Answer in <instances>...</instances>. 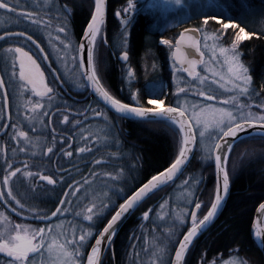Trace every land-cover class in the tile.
Here are the masks:
<instances>
[{"label":"snow or ice","instance_id":"1","mask_svg":"<svg viewBox=\"0 0 264 264\" xmlns=\"http://www.w3.org/2000/svg\"><path fill=\"white\" fill-rule=\"evenodd\" d=\"M165 6L171 5L180 9L185 7L183 0H164ZM18 4L10 3L9 0H0V10H5L9 14H15L16 23L25 21L28 27L34 28L36 31L50 28L51 19H44L39 13L41 9L32 11L17 12ZM137 5L133 0H127V7L123 9L124 13H132L136 10ZM60 11L64 14L63 23L56 27V37L53 38L48 33V44L53 49L58 62L64 64L66 72L69 61L73 69L79 72V77L86 81L87 86L91 87L94 94L99 98L98 103H102L107 109L113 111L120 120L136 119L146 122H164L178 137V152L174 154V160L164 171L152 175L146 183L138 187L131 195H127L122 189L116 187L119 181L124 177L123 170L115 174L92 172L93 180L84 179L83 184L74 182L68 184L69 188L74 190L71 193L65 192L64 196L69 195L76 197L75 207L80 211L75 212V217L81 218L83 222H92L87 228L81 227L79 224L72 225L71 235L64 230L63 222L53 225L50 223L52 217L63 214L68 208L61 207L66 204L71 205L73 201L67 199L59 200V205L55 211L49 216L47 213L36 211L28 208L31 219L34 221L44 222L45 227H32L30 224L17 223L10 224L4 213L0 212V253L8 257L7 264H78L81 259V250L88 246L89 239L93 236L91 231L95 221L101 218V214L107 210L114 214L108 219L106 226L99 232L95 238L94 245L91 246L90 253L87 255V264H102V252L106 249L104 245L111 246L113 237L117 233L119 224L128 216L132 215L141 205L151 198L156 190L174 182L178 174H182L184 168L190 163L194 155V149L202 152V159L205 161H214L215 168V196L208 208L206 214L199 218L197 211L202 208V202L195 199V192L198 186L203 182L204 177L199 179L194 177L185 179L181 187L185 189L186 207L174 212V224L185 226L187 218L190 217V227L186 233L182 235V239L174 242V258H169L167 264H186V254L193 245L199 235H201L214 222L222 210L226 197L230 188V174L228 170L229 156L232 153L234 144L240 139L241 133L248 132L249 129L259 128L256 132L258 136H264V105H252L241 103L239 98H251L253 90L250 89L251 76L249 69L241 61V53L238 46L242 41L250 38L244 27L231 19L227 23L221 16H204L203 24L207 25L209 20H213L223 25V29H238L231 47H221L220 34L209 36L200 29H186L175 40V44L169 39H160V44L168 46L171 52L172 67L174 73L180 72L186 74L192 87L180 86L177 88L175 96L177 103L175 106L165 107V100L161 97L159 91L160 86L155 84L149 85L147 93L146 107L140 103L136 93H131V99L136 101L135 104L122 102L116 98L101 84L100 77L97 74L96 59L94 56L97 37L101 34L102 28L106 23V0H94V11L91 13L90 21L86 25L81 42L78 49L72 45L68 38L66 20L71 15L69 8L64 5ZM117 17L121 16V12L115 13ZM130 20H121V24L127 25ZM199 33V35H197ZM63 34V38H61ZM212 41L210 44L209 41ZM0 41H15L20 46H9L3 49V57L6 63L10 62V71L6 70V78L0 75V120L12 121V116L8 113L9 98L17 101L16 117L11 123L0 124V129H11V132H4L10 141H15L17 147L12 148L11 156L8 155L6 148H0V157L4 160L2 171V179H0V200L4 203L15 202V205L23 209L25 205L18 198L19 192L15 189L20 181V177L26 180L35 181L38 177L39 181H46L47 185H55L57 181L53 179L51 174H40L39 172L29 171L27 161L21 162L23 167L17 166L15 157L18 153L35 156V149L42 143L39 138L30 137L28 131L23 130L22 124L27 126L32 132H36L35 124L39 121L44 123L43 118H47L51 123L52 116L55 112H49L47 109L51 107L54 99V88L49 83H54L56 77L53 73V81L47 82L45 72L41 68L38 60H48L45 49L33 38V35L27 31H6L4 35H0ZM58 42V44H57ZM203 42V43H202ZM126 43V39H125ZM59 45V46H58ZM34 46V47H33ZM25 47L28 50H25ZM209 53V59H204L205 54ZM76 53V55H71ZM119 59L127 62L129 54L124 51ZM220 65V72L214 70L215 65ZM205 65V71L210 72L211 79L208 76H201L198 68ZM212 65L213 68H209ZM18 67V71H17ZM133 71H127V77L130 79ZM77 86H83L77 80ZM216 85L225 89L230 95L228 98L218 100L214 91L207 90L204 84ZM25 93H30L37 97L36 101L30 99L25 100ZM189 94L203 98L201 102L189 103L187 97ZM181 96L185 99L181 103ZM155 97V98H153ZM45 98L48 104H44ZM216 101V103H211ZM66 106V105H65ZM257 107L261 110L260 114L254 113L251 109ZM24 115L21 118V112ZM59 111V109H58ZM94 118H102L108 123V116L101 112L98 108H89ZM76 115H83L87 120L88 116L85 112L78 111ZM63 123H69V116L63 115ZM76 127H81V139L85 146L77 149L78 154L91 153L92 147L88 146V142L92 139V133L89 131L88 136L83 135L82 122L75 121ZM53 146L47 147V151L43 153L55 154V130L53 129ZM251 136V133H248ZM96 139H100L99 136ZM95 141H93L94 143ZM23 144L24 146H20ZM71 147V145H69ZM29 149H33L29 151ZM63 155L71 157V151H64ZM51 159V157H49ZM103 161L96 160L95 164L100 165ZM135 166H131L129 171L134 170ZM18 174H20L18 176ZM100 178V183L95 184L94 181ZM62 182L64 177H60ZM79 185V186H76ZM87 185L82 195H77L81 191V187ZM29 191L35 192L31 185ZM89 190H91V198L89 199ZM119 196L123 202L116 208L112 195ZM87 201V203H85ZM166 203V202H165ZM194 204V208L189 212L187 206ZM165 204H161L160 208L164 209ZM16 211L14 207L12 209ZM152 209L143 212L142 219L148 220ZM259 211L264 215V203L259 205ZM19 215V213H17ZM163 220L164 217L160 216ZM176 235V232L169 228L166 233V239L169 242ZM258 245L264 246V235L261 231L255 233ZM156 251L153 253L154 260L152 264H165L164 257L168 255V249L154 245ZM207 264V261H205ZM215 264V260L213 261ZM226 264H234L232 261Z\"/></svg>","mask_w":264,"mask_h":264},{"label":"trees","instance_id":"2","mask_svg":"<svg viewBox=\"0 0 264 264\" xmlns=\"http://www.w3.org/2000/svg\"><path fill=\"white\" fill-rule=\"evenodd\" d=\"M122 1L124 0H107L108 14L105 26L108 32L105 38L106 42L112 46L113 43L108 34H111V27L115 26L113 6L116 2L121 3ZM86 3V8L80 9L74 15V25L79 31H82L84 28L83 26L88 21L92 12L93 0H86ZM221 4L224 10L228 13L227 21L231 19L241 27H244L245 30L251 34L249 39L241 42L239 45V51L241 53V60L249 69V74L251 76L253 94L250 101L256 105H262L264 103V0H224ZM205 16H221V14H213L210 12ZM138 18L139 19L134 24L132 31H130V61L129 59L128 61L133 64L135 72L140 74V72H138L139 56H141L143 50L148 47L159 50V47L156 46V41H158L161 36L157 33H152L151 30H147V25L152 22V19L145 15H141ZM201 20L202 19H200V21ZM198 22L199 21L194 22L188 26L197 28ZM209 23H211V21ZM188 26H185V28ZM236 30L238 31V29ZM99 43L100 41L97 42V55H94L96 60L98 54H100L98 52V47H100ZM112 46L110 48L108 45L106 54L105 52L101 54L102 61L105 62L103 73L98 71L96 62L97 74L100 77L101 84L110 92V94L126 103L135 104V102L128 97V94L138 92L137 98L140 103L146 107H152L151 105H147L145 86L139 87L141 85L138 86L135 81V85H131V88H126L124 83L121 82L123 72H121L120 69H123L124 67L129 68L130 66L127 63L124 64L118 61V53L114 46ZM158 53L159 52L157 51L155 54L160 56ZM162 58L163 61L159 60L160 62H157V66L160 67L159 70L162 72L163 79H165L166 83H169L170 71L166 68L167 66H165L167 63V54L165 53V56ZM161 66H163V69ZM55 83L61 85L62 81L57 79ZM61 86L62 91H64L63 88L69 91L65 86ZM121 89H124L125 95L122 94ZM170 105L174 106L173 100H165V106ZM98 106L100 110L108 116L110 123L120 135L121 142L119 148H116V150L97 148V157H100V154H106L105 150H108L115 155L117 154L118 156H121V161L125 162L121 164L127 166V168H130L133 165L135 166L134 170H128L132 175H137L138 170L142 169L143 177L135 182L130 189L125 190V194L129 195L152 175L170 165L174 160V154L178 152V137L164 122L120 120L116 115L112 114L104 107L99 104ZM9 112L8 109V113ZM53 112L62 113V110H53ZM5 123H10V121L5 119ZM46 127L50 132V136H53L51 130L54 129L55 132L57 130L54 123L50 126L46 120ZM1 137H4V134L0 136V138ZM58 145L61 144L58 143ZM89 156L92 158L93 155ZM230 163H232L233 166H235L236 163L237 166L234 174H231L230 176V188L226 204L217 222L213 225V228H219L213 231L212 237L211 235L205 236L204 234L199 238L200 240L198 239L197 241L198 244L196 248L197 250L199 248V258L201 260L206 259L210 252H218L224 248H228L229 251H234L244 257L246 252L254 250V243L249 236V226L252 223L255 209L262 201H264V137L250 136L238 140L234 144L232 153L229 156L228 168ZM100 166L101 165H97V171H100ZM194 166L195 154L181 178L191 171V168ZM204 169L206 176L203 182L205 184L203 185L204 188L197 199L198 202H202V208L198 212L199 218H201L210 207L214 193L212 166H205ZM170 187L167 186L153 194L150 199H147L146 202L142 203V205L128 218L113 238L112 244L107 250L102 264H121V262H123L125 250L131 243L130 239L138 232L140 226V220L138 219L139 215L148 204L154 202L162 192H165ZM55 199L49 201L47 205L37 202L38 204L36 207H44L50 209L51 212L52 210L55 211L57 207L56 201H58ZM121 201V199L118 200L116 208ZM7 204L12 206L9 203ZM113 213L114 212H107L104 218L98 223L96 220V231L92 239L88 242V246L85 248L84 254L81 257L82 264H85L86 257L97 232L103 228ZM50 215L51 213L49 216ZM5 216L10 217L11 224H17L20 222L25 224H42V222L34 221L32 219L20 220L16 216L8 213ZM25 217L27 218L26 215ZM0 258L2 257L0 256Z\"/></svg>","mask_w":264,"mask_h":264},{"label":"rangeland","instance_id":"3","mask_svg":"<svg viewBox=\"0 0 264 264\" xmlns=\"http://www.w3.org/2000/svg\"><path fill=\"white\" fill-rule=\"evenodd\" d=\"M222 1L224 0H183L185 7L177 9V8L172 7L171 5L165 6L164 0H133V2L137 5V7H136V10L132 13L123 12V9L127 7V0L126 1L124 0L121 3H115V5L113 6L114 8L113 17H114V21L116 20L115 22L118 25L117 26L118 30H116V27H115L112 33L108 35L119 57L124 51H127L128 54H130V46H129L130 30L129 29L131 28L130 27L131 22L134 21L135 17L138 15L139 12L145 11L146 15L152 18L153 24L155 25L154 31H156L158 34L161 35L159 40L156 41V46L159 47V50H156L155 48H152V47L151 48L148 47L147 49L143 50V52L141 53V56H139L138 72H140V74L135 72V70L133 69L134 68L133 64L129 62L130 59L129 61H127V64H129L130 67L129 68L124 67L123 69H120L121 72H123L121 82L124 83V86H126V88H131V85H135V81H136V84L138 86L141 85L139 87L145 86L146 88L145 93L148 99L149 96L147 93V88L149 85L155 84L157 86H160L159 88V91L161 93L160 98H163L165 100L172 99L173 105L175 106L177 103V97L175 96L177 88L180 86L192 87V84L189 82V79L185 76L184 73H180V72L174 73V69L172 67L171 62H169V66H170L169 83H166L165 79H163L162 77V72H160L159 70L160 67L157 66V62L159 60L163 61L162 57L165 56L166 52L168 53L170 51L168 47H165V45H161L159 41L161 38L164 37V39H169L172 42H174V39H176L179 31L182 29L183 26L188 25L191 22L199 21L198 27H197L198 29H200L202 32H206L209 36H215L219 33L220 34V41L218 42L219 46L231 47V43L234 41L235 35L238 33L236 29L229 28L227 30H224L222 24H218L213 20H209V22L211 21V23L208 22L207 25L203 24V17L208 12L209 13L211 12L213 14L220 13L221 16L224 18V22L225 23L228 22L227 21L228 13L222 7V4H221ZM53 10L56 11V9H53ZM117 11L121 12L120 17H117L115 15ZM7 15L8 14L6 15L0 14V30L6 29L9 26L13 27V25H20V24L25 23V21H21L20 24L16 23V19L12 18L11 16H7ZM200 19L202 20L200 21ZM121 20H130V23H128L127 25H123L121 24ZM48 33H51L53 38H55L54 31H52L50 28L43 29L42 31L38 32V34L41 35V37L47 42V44H48ZM125 39H126V43H125ZM98 41H100L99 44H100V49H102V52L98 54V58L96 62H97L98 71L100 73H103L105 62L102 61L101 54H103V52H105L106 54V49H108V45L110 48L112 45L106 42V38L104 40V38L101 39L97 37V42ZM97 42H96V46H97ZM209 43L211 44L212 41L210 40ZM48 48L53 53V49L49 46V44H48ZM238 49H239V46H238ZM157 51L159 52L158 54H160V56H157L155 54ZM98 52H99V49H98ZM169 56H170V53H169ZM52 58L59 65L60 70L55 73V76L60 77L59 80L62 81V85L70 90L71 89L75 91L78 90L79 87L77 86V83H76L77 80H79V83L81 85H83V83H82L81 78L79 77V72L73 69L71 62L69 61L68 66H67V72H66L64 64L57 61L56 55H54V53H53ZM204 59L206 61L209 59V53L206 52ZM208 67L210 69L213 68L212 65H208ZM161 68L163 69V66H161ZM129 69L133 71V76L130 79L127 77V71ZM6 70L10 71V62L6 63L3 57V66L0 67V75L5 76V78H6ZM214 70L217 72H220L221 71L220 65L219 64L215 65ZM199 72L201 76H208L211 79L210 72L205 71V65L201 66ZM45 77L50 79L49 82L53 81L52 74H45ZM52 87L54 88L55 96L51 102V107L47 109L49 112H53V110H58L62 108L63 100H60L59 98L64 97L65 91H67V89H64V91H62L61 86L59 84H56L55 82L52 83ZM80 87H83V86H80ZM203 87L207 90L214 91L218 100L226 99L230 95V93L225 91V89L219 88L216 85L209 86V84L206 83L203 85ZM250 89H252L251 84H250ZM121 92L123 95H125L124 89H121ZM132 93H136V92H132ZM136 94L138 95V92ZM128 97L131 99V93L128 94ZM24 99L25 100L30 99L34 102L39 98L32 96L30 93H25ZM184 99L185 98L181 96V103H183ZM187 99L189 103L201 102L203 100V98L195 97L191 94H189ZM239 100L241 103L256 105L250 101V98L240 97ZM41 102L46 105L48 104L47 98H45ZM133 102L136 103V101H133ZM211 103H216V101H212ZM16 104H17V101L10 97L9 98V111H10L9 113L12 116V121H14L16 117ZM262 105H264V103ZM251 110L256 114L261 113V110L257 107H253ZM23 115L24 113L22 111L21 118H23ZM43 119H44L43 124H41L39 121L36 122L35 124L36 132H32L27 126V123L21 125L23 130L28 131L30 137L39 138L42 141V143L38 146V148L35 149L37 153L35 156H38V157L43 156L42 150L44 149V146H47L48 144H53V136H50V132L46 127L47 118H43ZM12 121H10V123ZM2 123H5V120H0V124ZM89 129L93 135H92V139L88 142V146L93 147L94 146L93 141L97 140L96 137L99 136L100 139L97 140V148H103V149L108 148V150L109 149L116 150V148H119L120 142H121L120 135L118 134L116 129H114L109 119H108V123H105L101 118L100 125L97 124V130L95 126H90ZM7 131L10 133L11 129H8ZM20 146H24V145L21 144ZM14 147H17L16 142L10 141L8 136L4 135V137L0 138V148H6L9 156H11V150ZM32 150L33 149H29V151H32ZM108 150H105L106 154H100V157L99 156L97 157V160L103 161V163L100 164L101 165L100 171H97V173L115 174L116 172L123 170L125 172V175L116 185V187H118L119 189H122L123 192L125 193L126 189H130L134 185L135 182L139 181L143 177L142 169L138 170L137 175H134V174L132 175L131 172L128 171L130 168H127V166L121 164V163H125L121 161V156H118L117 154L115 155ZM89 154L90 153H87V156ZM194 154H195V166L191 168V171H189L182 178H180V180H178L172 187L167 189L165 192H162L156 198L154 202H151L150 204L147 205V207L143 209V212L149 209H152V211L149 214V219L148 220L142 219L143 212L139 215L138 219L140 220V226L138 228V232L134 235V237L130 239L131 243L129 246H127L125 250L124 259H123V262H121V264H152V261L154 260L153 253L156 251V248L154 247V245H157L159 247H164L165 245L167 246L168 255L164 257L165 264H167V261L170 257L172 258V254L174 252V247H175L174 242L179 239L184 229L190 227L189 217L187 218V222L185 226L174 224V219H173L175 211H179L186 207L185 189L181 187L182 182L185 179H189L192 177L199 179L201 176H203L205 178L206 176L204 172L205 166H209V165L212 166V161H205L202 159V155H203L202 152L195 149ZM19 156H21L22 159L25 158L28 161L30 159L36 158L35 156L25 155L24 153H18V155L15 157V160ZM231 164L232 163H230V166L228 168L230 176L231 174H234L236 166H237L236 163H235V166ZM3 166H4V160L2 157H0V169H2ZM2 175L3 173L2 171H0V179H2ZM90 180H93L92 176ZM24 181L25 180H20L19 183L15 185V189L20 194L18 198L21 199V202L24 203L25 205L23 209L26 210L27 208H29L27 203L29 202L37 203V202L35 200L23 199L24 198V194H23L24 186H22V183ZM94 183L99 184L100 178L98 177L94 181ZM204 184L205 183L202 182L198 186V191L195 192L196 200L199 198V195L204 188L203 187ZM85 188H87V185H85ZM28 189L27 191H29ZM29 192L31 194L33 191H29ZM110 195L112 194L110 193ZM90 198H91V190H89V199ZM66 199L69 200L68 198ZM119 199H121L119 196L112 195V200L115 201V204H117ZM59 200L56 201L57 207L61 206L59 205ZM9 204L12 205V208L15 207L16 209H21L15 205L14 201L10 202ZM161 204H165L164 209L160 208ZM61 207L68 208V211L64 212L63 214H58L56 217H52L50 223L53 225H56V224L63 222L64 230H66L69 233V235H71V230H72L70 227V223L72 225L79 224L81 227H84V228H87L88 225L92 223V222H83L81 218L75 217V215L71 213L70 211L71 205L66 204ZM193 207H194V204L188 205L187 206L188 211L190 212L193 209ZM25 212H28V211H25ZM39 212H41V210ZM107 212L108 211L105 210V212L101 214V218L97 220V223L101 219L104 218ZM28 214L30 213L28 212ZM28 214L26 215L27 219H31V214L30 215ZM160 216H163L164 219L161 220ZM6 217L8 218V222L10 223L11 222L10 217L8 216ZM2 225H3V221H0V226ZM30 225L32 227H45V223L43 222L42 224H30ZM95 227H96V221L91 228L93 235L96 231ZM169 228H172V230L176 232V235L171 238L172 242H169L165 238L167 230ZM92 237L89 239V241L92 239ZM84 250L85 248L81 250V257L84 254ZM228 261H232L234 262V264H245L247 262L244 256L234 251H231V250H230V257L226 261H224V264H226V262ZM7 262H8V259L4 257L0 258V264H7ZM78 264H82L81 259L79 260ZM156 264H159V261H156Z\"/></svg>","mask_w":264,"mask_h":264},{"label":"flooded vegetation","instance_id":"4","mask_svg":"<svg viewBox=\"0 0 264 264\" xmlns=\"http://www.w3.org/2000/svg\"><path fill=\"white\" fill-rule=\"evenodd\" d=\"M9 2L18 4L17 12L41 9L39 14L44 19L47 20L49 18H52L51 19L52 26L50 27V29L54 31L55 37L57 35L56 27L59 24L65 22L62 19L60 20L56 19V17L64 16V14L60 11V9L62 6L66 5L69 8L70 13H71V15H69L66 20L68 38L69 40H71L72 45L75 48H78L79 39H80V36L84 28L82 29V31H79L75 28L74 15L80 9L86 8V0H9ZM53 9H56V11H54ZM141 12H139L138 15L135 17L134 21L131 22V26H130L131 28L129 29L130 31H132L134 24L139 19L138 17L142 15ZM0 14L1 15L8 14L7 16H11L12 18L16 19L15 14H9L5 10H0ZM107 14L108 13L106 11V18H107ZM192 23L194 22H191L190 24ZM85 25L83 27H85ZM114 25L115 26L111 27L110 30L113 31L115 27H116V30H118L117 29L118 25L116 22ZM104 26L101 31V35H102L101 39L104 38L105 40V37L108 31L106 30V26L105 27ZM189 27L190 26H188L187 28ZM190 28L194 29L195 27H190ZM152 29L153 28L148 24L147 30H152ZM195 29H198V28H195ZM6 31H12V32L27 31L28 34L33 35V38L37 39V42L40 43L41 47L45 49V54L48 55L47 61H44L43 59L38 60V63L41 64V68L45 72V74H48V73L53 74L60 70L59 65L52 58L53 53L49 50L47 42L41 37L40 34H38V31H36L34 28L28 27L27 22L20 24V25H13V27L9 26L6 29L0 30V35H4ZM112 31L110 32L112 33ZM61 38H63V34H61ZM174 42H175V39H174ZM9 46H20V45L19 43L15 41H0V67L3 66V49ZM165 47H168V46H165ZM98 49H99V53L102 52L100 47H98ZM25 50H28V48L25 47ZM169 53H170V56H169ZM166 54H167V63L165 64V66H167L166 68L169 70L170 68L169 62L172 63L171 52H168V53L166 52ZM71 55H76V53H71ZM129 57H130V54H129ZM117 58L119 62L124 63V64L127 63L119 59V55H117ZM17 71H18V67H17ZM46 81L49 82L50 79L46 78ZM49 86L52 87V83H49ZM65 93H66L65 97L59 98L60 100H63V103H62L63 106L61 108L62 113H56V115L52 116L51 123H48L50 126L53 125L54 123V126L57 129L55 132V137H56L55 147L53 149L55 154L53 155V153H48L47 155L43 154V156L41 157L35 156L36 158L30 159L29 161L26 160L25 158L22 159L21 156H19L16 159L17 166L23 167V164L21 162L27 161L29 164V169H28L29 171H32L34 173L39 172L40 174H51L53 175V179H55L57 183L55 185H47L46 181H39L38 177H36L35 181L26 180L23 177H20V180H25L22 183V186H24L23 187V192H24L23 199L35 200L36 202H41L42 204H45V205H47L49 201H53L55 198L57 200L66 199L64 196V193L65 192L71 193L74 190L73 188H69L68 184H73L74 182H80V184L82 185L85 178H87L88 180L91 179L93 171L97 173V164H95V161L97 160V140H94L95 141L94 146L92 147L93 151L89 154L91 156L93 155L92 158L89 155L87 156V153L78 154L77 149L79 147L85 146V144H84V141L81 139L82 129L81 127L75 126V121L79 120L82 122L83 135L88 136L89 131H90L89 129L90 126H95L97 130V124L100 125L101 118H94L93 113L91 111H86V110L89 108V106H91L92 108H98L99 110L100 108L97 104L96 99H94L88 93L84 84H83V87L79 86V89L76 91L69 89V91L67 90L65 91ZM78 111L85 112V115L88 116V119L85 120L83 115H79V116L76 115ZM65 114L69 116V123L67 124L63 123V115ZM51 132L53 134L52 130ZM58 143H60L61 145H58ZM69 145H71V147H69ZM50 146H53V144H48L47 146H44V149L42 150V152L45 153L47 151V147H50ZM64 151H71L73 155L71 157L65 156L63 155ZM49 157H51V159H49ZM60 177H64V181H66V183L62 182L60 180ZM30 185L34 189H36V191L32 192L31 194L29 191H27ZM76 186H79V185H76ZM84 189H85V185L81 187V191L77 193V195L78 196L82 195L84 192ZM67 198L73 201L70 207V211L71 213L75 215V212L80 211V208L75 207L76 197L69 195ZM85 203H87V201H85ZM37 204L38 203H35V202L27 203L29 208H33L35 210L39 209L38 211L41 210L42 213H48V215L51 213L50 209H47L44 207L37 208L36 207ZM12 209H13L12 206H9L8 204L4 203L3 200H0V211L4 213V215L8 213L10 215L16 216L20 220H29L25 217V215L28 214V212H25L26 211L25 209H16V211H13ZM17 213H19V215ZM218 228L219 227H214V228L213 226L210 227V229L206 233H204L205 236L211 235L212 237L213 231ZM186 231H187V228L183 230L179 239H181L182 235L186 233ZM249 233H250V236L252 237L251 226L249 229ZM197 241L193 243L188 253L186 254V257H185L186 264H205V261H207V264H213L214 260H215V264H224V261H226L230 257L229 249L224 248L223 250L218 251V252H210L206 259L201 260L199 258L200 256L199 248L198 250L196 248L198 244ZM254 250H257L260 253L258 257L254 255ZM254 250H250L245 253V257L247 260L245 264H264V257L262 256L261 252L257 249V246L255 245V243H254Z\"/></svg>","mask_w":264,"mask_h":264},{"label":"water","instance_id":"5","mask_svg":"<svg viewBox=\"0 0 264 264\" xmlns=\"http://www.w3.org/2000/svg\"><path fill=\"white\" fill-rule=\"evenodd\" d=\"M93 11H94V6H93V10H92V12H93ZM106 11H107V3H106ZM90 17H91V15H90ZM90 17H89L87 23L90 21ZM86 25H87V24H86ZM85 29H86V26L84 27L83 32H84ZM188 30H191V29H188ZM184 31H185V30H184ZM184 31H182V32H184ZM83 32H82V34H83ZM182 32H181V33H182ZM82 34H81L80 39H79L78 47H79V44H80V42H81ZM197 35H199V33H197ZM82 81H83V83H84V85H85L87 91H88V92H89V93H90V94H91V95L97 100V102H98L99 98L94 94L92 88L89 87V86H87L86 81H85L83 78H82ZM99 104H100L101 106H103L105 109H107L102 103H99ZM165 107H167V106H165ZM107 110H108L109 112H111L112 114L115 115V113H114L113 111H111V110H109V109H107ZM127 120L138 121V120H136V119H127ZM5 131H6V130L3 129V130L0 132V136L3 135ZM258 131H260L259 128H256V129H249L248 132H246V133H241V134H240V139H242V138H246V137H250V136L248 135V133H251V136H258V135H256V132H258ZM262 137H264V136H262ZM240 139H239V140H240ZM194 152H195V149H194ZM193 156H194V155H193ZM193 156H192V158H193ZM192 158H191V160H192ZM191 160H190V162H191ZM188 164H189V163H188ZM188 164H187V166H188ZM169 166H170V165H169ZM187 166L184 168L183 172L185 171V169L187 168ZM166 168H167V167H166ZM166 168L162 169L161 171H164ZM212 169H213V183H214V196H215V174H214V173H215V168H214V161H212ZM159 172H160V171H159ZM183 172H182V174H183ZM156 174H158V172H157ZM156 174H154V175H156ZM182 174H178V175H177V178L174 179V182H176V181L181 177ZM150 178H151V177H150ZM150 178H148V179H150ZM148 179H147V180H148ZM147 180H146L144 183H146ZM174 182H170L168 185L162 187V188L159 189V190H156L155 193L158 192V191H160V190H162L163 188H165V187H167V186L173 184ZM140 186H142V184H141ZM140 186H139V187H140ZM136 189H138V188H136ZM136 189H135V190H136ZM135 190H134V191H135ZM155 193H154V194H155ZM130 195H131V194H130ZM152 195H153V194H152ZM152 195H151V196H152ZM228 195H229V193H228ZM228 195H227V197H226V200H225L224 206H225L226 201H227V199H228ZM214 196H213V199H214ZM122 202H123V201H122ZM122 202H121V203H122ZM262 203H264V201H262L260 204H262ZM260 204H259V205H260ZM259 205L257 206V208H256L255 211H254V216H253V220H252V223H251V234H252V236H253V238H254V241H255L256 244H257V247H258L259 251L261 252L262 256L264 257V246H260V245H258L257 238H255V237H256L255 233H256L257 231H261L262 235H264V228H263V219H264V215H262L261 212L259 211ZM224 206H223V208H224ZM223 208H222V210H223ZM222 210L220 211L219 215H218L217 218L214 220V222H213V223L207 228L206 231H204L201 235H199V237H198L196 240H194V242L197 241L202 235H204V233H206V232L209 230V228H210V227H211V226L217 221V219L219 218V216H220ZM130 216H131V215H130ZM130 216H128L127 218H125V219L119 224V227H118V229H117V233H118V231L121 229V227L125 224V222L128 220V218H129ZM106 224H107V223H106ZM106 224L103 226V228L106 226ZM103 228H102L100 231H102ZM100 231L97 232L95 238L98 237V234H99ZM117 233H116V234H117ZM115 236H116V235H115ZM115 236H114V237H115ZM114 237H113V238H114ZM95 238H94V240H93L92 245H94V243H95ZM181 239H182V238H181ZM194 242H193V243H194ZM92 245H91V246H92ZM104 248H105L106 250H105L104 252H102V257H101V258H102V262H103L104 256H105V254H106V252H107L109 246L104 245ZM90 250H91V249H90ZM89 253H90V251H89ZM89 253H88V254H89ZM0 255L6 257V256H5L4 254H2V253H0ZM6 258H8V257H6ZM172 258H174V252H173ZM85 264H87V258H86V262H85Z\"/></svg>","mask_w":264,"mask_h":264},{"label":"bare ground","instance_id":"6","mask_svg":"<svg viewBox=\"0 0 264 264\" xmlns=\"http://www.w3.org/2000/svg\"><path fill=\"white\" fill-rule=\"evenodd\" d=\"M208 13H209V12H208ZM208 13H207V14H208ZM253 216H254V215H253ZM250 226H251V225H250ZM250 226H249V229H250ZM263 228H264V219H263ZM249 236H250V235H249ZM250 238H251L252 241H253V239H254L253 236H252V237L250 236ZM255 238H256V237H255ZM254 243H255V242H254ZM255 245L257 246L256 243H255ZM257 249H258V247H257ZM258 250H259V249H258ZM254 255H255L256 257H258V256L260 255V253H259L257 250H254ZM256 259H257V258H256ZM254 261H255V259H254ZM257 262H258V261H257ZM257 262H256V263H257Z\"/></svg>","mask_w":264,"mask_h":264}]
</instances>
